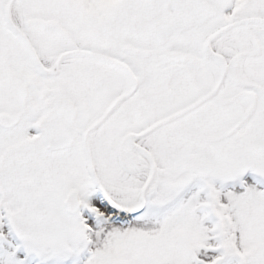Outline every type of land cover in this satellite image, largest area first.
<instances>
[{
    "label": "snow or ice",
    "instance_id": "1",
    "mask_svg": "<svg viewBox=\"0 0 264 264\" xmlns=\"http://www.w3.org/2000/svg\"><path fill=\"white\" fill-rule=\"evenodd\" d=\"M0 264H264V0H0Z\"/></svg>",
    "mask_w": 264,
    "mask_h": 264
}]
</instances>
